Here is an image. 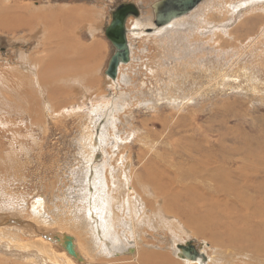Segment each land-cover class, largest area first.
<instances>
[{"label": "rangeland", "instance_id": "rangeland-1", "mask_svg": "<svg viewBox=\"0 0 264 264\" xmlns=\"http://www.w3.org/2000/svg\"><path fill=\"white\" fill-rule=\"evenodd\" d=\"M156 1L0 0L17 24L0 31V223L25 227V237L35 238L36 226L59 241L75 238L77 258L89 264H140L130 256L152 250L176 260L173 243L185 241L207 256L202 264H264V252L243 243L264 227L246 207L264 201L256 185L264 172L244 176L256 156L264 166V0H202L170 28L149 32ZM122 2L140 13L127 18L131 59L110 84L114 47L104 27ZM65 39L81 45L39 82L34 72H49V53ZM94 47L98 57H86L84 69L66 64ZM213 190L214 208L239 217L224 218L238 232L225 248L210 239L219 220L199 216L198 192ZM38 195L44 204L30 209ZM15 232L0 233V264H44L32 247L40 238L22 248Z\"/></svg>", "mask_w": 264, "mask_h": 264}, {"label": "bare ground", "instance_id": "bare-ground-1", "mask_svg": "<svg viewBox=\"0 0 264 264\" xmlns=\"http://www.w3.org/2000/svg\"><path fill=\"white\" fill-rule=\"evenodd\" d=\"M4 1H6V0H3V3H4ZM11 1H9L8 3H10ZM158 2L159 1H156L155 3H154V5H153V9L155 10V8L157 7V4H158ZM122 3H131V2H122ZM131 4H133V5H135L136 6V4L135 3H131ZM198 6V5H197ZM196 6V7H197ZM137 7V6H136ZM196 7H194L192 10H190L188 13H186V14H184V15H181V16H179V17H182V16H185V15H189V14H191V13H193L194 11H195V8ZM205 7H208V5L207 6H205ZM205 7H203V8H205ZM58 8V7H57ZM56 8V9H57ZM137 9H138V11H139V13H140V10H139V8L137 7ZM3 9L2 8H0V31H2V29H11V28H15V26L17 25L15 22H12V16H9V15H7L6 14V12H5V10L6 9H4L3 11H2ZM67 10V9H66ZM72 10H73V12H74V15H76V16H81V17H84V15H85V9L84 8H81V9H74V8H72ZM7 11V10H6ZM52 11V10H51ZM8 12V11H7ZM139 13H138V15H136V16H133L134 18H138L139 17ZM111 16H112V14H111ZM131 16V15H130ZM58 17V16H57ZM80 17V18H81ZM129 17V16H128ZM127 17V18H128ZM179 17H176L175 19H173V20H171V21H169V22H167V23H165V24H161L160 26H155V24H154V19H153V24H154V27L153 28H149L150 30H149V32H159V31H161L162 29H165V28H170L174 23H175V21H179L181 18H179ZM78 18V17H77ZM112 18V17H111ZM177 18H179V19H177ZM47 19V18H46ZM257 19V18H256ZM50 21V20H49ZM53 21V20H52ZM110 21H111V19H110ZM110 21H109V23H110ZM17 22V21H16ZM60 23V22H59ZM125 23H127V19H126V21H125ZM50 25V24H49ZM91 25H92V23H90L89 24V28L91 29ZM126 25V24H125ZM133 25V27H135V26H137V24H135V23H133L132 24ZM87 27V26H86ZM106 27V26H105ZM105 27H104V32H105ZM69 29H71V28H69ZM126 29H128V27H126ZM62 30V29H61ZM66 30V29H65ZM64 30V31H65ZM54 31H56V30H54ZM95 31V29L94 30H92V32H94ZM50 32H52V31H50ZM129 32V30H127V33ZM127 33H126V40H127V43H128V50H129V59H128V61L127 62H121V63H119V65H121V64H127L129 61H130V59H131V47H130V45H129V40H128V36H127ZM106 35V34H105ZM107 37V36H106ZM75 44V42H70L69 40H61L57 45H56V50L55 51H51L50 53H49V59H48V61H46L47 62V64H48V67H49V72H48V70H47V72H42L41 70H38L37 69V71L38 72H34V76H36V79L39 81V77L40 76H42L43 77V79L44 80H48V79H50V78H52L53 76H54V72H53V68L54 69H56L58 66H60V64H62L63 66H64V64L65 63H62L61 62V57L64 55V54H67L68 52H69V50H72V48H76V44L77 45H81V41L80 40H78L77 42H76V44ZM99 53L98 52V50H96V48L94 47L93 49H89V50H86V51H84V53H83V55H84V57H80L79 59H73L72 61L68 58V59H66V64H68V65H73V66H76V67H80V68H83V64H88L90 61H93V60H96L97 59V53ZM40 53V52H39ZM90 58V61L87 59V58ZM32 60V59H31ZM43 60V59H42ZM109 61V60H108ZM33 62V61H32ZM37 63V62H36ZM35 65V64H34ZM107 65H108V63H107ZM119 65H118V68H119ZM47 66V65H46ZM45 66V67H46ZM107 68V67H106ZM118 68H117V74H116V76L112 79V78H110L108 75H106V73H105V71H104V73H105V75L109 78L108 80H105L106 82H109L110 84H112V83H115L116 82V78H117V76H118ZM45 69V68H44ZM48 69V68H47ZM84 69V68H83ZM43 70V69H42ZM46 70V69H45ZM106 70V69H105ZM36 71V70H35ZM120 72V71H119ZM27 73V72H26ZM31 73V72H30ZM31 75V74H30ZM29 75V76H30ZM32 75V76H33ZM29 79V78H28ZM106 79V78H105ZM31 80V79H30ZM35 80V79H34ZM33 80V81H34ZM58 80H60V79H58ZM57 80V81H58ZM95 81H97V79L95 78L94 79ZM36 82V84L37 85H39L40 83V81L39 82ZM61 81H68V79H64V78H62V80ZM105 82V83H106ZM31 84V83H30ZM54 87L56 88V86H53V87H51V89H52V92H53V90H54ZM58 87V86H57ZM60 88V87H59ZM50 89V90H51ZM258 148L260 149V151H261V153H264V140L263 141H260L259 142V144H258ZM235 151L237 150V149H235V148H233ZM249 150H251V149H249ZM256 159L258 160V161H260V159H259V156H256ZM255 162V163H248L247 161L245 162V163H247L248 164V169H247V173H244V176L246 177V178H248V176H249V174H251V173H253L254 171H263L264 172V166L261 164V163H259V162ZM227 175H228V172H227V170H222V172H221V175H220V178H222V177H227ZM263 183H264V174L263 175H261L260 176V178L257 180V183H256V185L259 187V190H258V193L259 194H261V195H263L264 194V189L262 188L263 187ZM199 193V196H200V198H202L203 200H204V204H203V210L200 212V215L199 216H201V217H204V218H206L207 219V221L210 223L213 219H217V220H219V223H218V229L217 230H215V231H213V232H211V234H210V239L214 242V243H216V244H220L219 246L220 247H224L225 248V246H223V243H221L223 240H225L227 237L228 238H230L232 241L231 242H233V241H236V235L238 234V232H237V229L234 227V222L236 221H233L232 222V228H229V227H227V225L225 224V221H224V218H227V219H238L239 217H237V218H232V217H230V216H226V217H223L224 216V213H223V207L221 206L220 207V209H215L214 208V206H216V205H213L212 203H211V199H212V197L215 195V192H214V190L213 191H211V192H208V193H202V192H198ZM153 199H156L155 201H157L158 203H159V207H158V209L155 211L159 216H161V215H164V212L162 211V209H161V206H162V202H160L159 201V199L158 198H156V197H153ZM152 200V199H151ZM23 201V200H22ZM21 201V202H22ZM252 201L253 202H255V198H253L252 199ZM164 202V201H163ZM23 203V202H22ZM44 204V200H43V197L41 196V195H38L36 198H34L32 201H31V203H30V205L28 206V207H31L30 209H35V208H39V207H42V205ZM238 206H239V204H237ZM256 205H258L259 207H255V205H254V207H250V206H246L248 209H250L251 210V214H252V218L253 219H256L257 220V224H260V221H262L263 222V220H262V217H261V215L264 217V212H261V208H264V201H258V202H256ZM14 209V211L16 210V207H14V206H12ZM1 210H6V209H4V208H1ZM36 212L37 210H32V212ZM2 215H4V214H2ZM2 215L0 216V219H1V217H2ZM247 217H248V214L246 215ZM164 219H166L167 221H169L170 220V218L168 217V216H165L164 217ZM210 219H212L211 221H210ZM176 221L177 220H175L174 219V227H175V230L174 231H176V226H175V223H176ZM170 223H172V221L170 222ZM180 224V223H179ZM34 227V228H33ZM32 228L34 229V231H35V233L36 234H34L35 235V238H32L31 236L30 237H25V236H22L20 233L21 232H26V231H24V229H26L25 227L23 228V227H20L19 225H17V224H13V223H11V224H3V223H0V233H5L7 230H15V231H18L19 232V234L18 233H13L14 235H15V237L17 238V239H19V240H22L21 242H22V244H23V241H24V244L22 245V248H24V247H27V246H29L28 245V242H29V240L28 239H31V240H33V239H36L37 237H39L40 238V240H41V242H38V241H36V243H35V245H32V247L33 248H36V249H38L39 250V252H40V254L43 256V261H44V258H45V260H46V262L44 263V264H50V260H52V263L51 264H66V262H67V259H66V257H65V253H66V255H68V256H70L71 258H73V260L72 261H70V262H68L67 264H89L88 262H85V261H83V260H81V259H79V258H77V251H75V255L73 256V255H70L68 252H67V250H66V248H65V245H63V241H59L58 240V238L56 239L55 237H53V236H55V235H53L50 231H48V230H43L44 228H41L40 227V229L38 230L37 229V227L36 226H32ZM31 227H30V229L33 231V229H32ZM185 229H187V227H184ZM191 229L193 230V231H196L197 230V227H194V228H192L191 227ZM188 230V229H187ZM200 230V229H199ZM27 231H29V230H27ZM37 231H38V233H37ZM65 230L64 229H62V232H64ZM85 231V230H84ZM177 231H178V233H180L181 231H182V223L180 224V227H177ZM201 231V230H200ZM14 232V231H13ZM30 232V231H29ZM189 232H191L192 234L194 233V232H192L191 230H189ZM201 233H202V231H201ZM23 234V233H22ZM27 234V233H26ZM30 235H31V233H29ZM20 237H19V236ZM10 236V235H9ZM33 236V235H32ZM255 237H258V240L257 241H254V239H255ZM11 238H14V236H12L11 235ZM60 238H62V236L60 237ZM27 240H28V242H27ZM76 240V241H75ZM101 241H104L103 240V238H101ZM176 241V240H175ZM72 242H73V246H75L76 245V243H77V239H75V238H72ZM174 242V241H173ZM34 242H32L31 244H33ZM185 242H178V243H173V245H174V247H176V249H178V252H177V254L176 255H178L177 256V258H176V260L174 259H172L169 255H168V253H162V251L161 252H154L153 250L152 251H149L148 253H146V254H141V253H139V252H136L133 256L131 255L130 256V258L131 259H133V261L134 260H137L140 264H149V263H152L153 262V258H162L164 261H162L161 260V262H162V264H182V259L181 258H183V259H187V260H195V259H197L196 261H191V263H189V264H202V261L201 260H206V257L207 256H205L204 254H203V252H201V251H198L197 250V248H196V250H197V252H198V254H197V256L196 257H194L193 259H190V258H187V257H184L183 255L181 256V255H179V253H181L180 252V249L177 247V245L178 244H184ZM244 246H247V247H252V248H254L256 251H258V252H260V253H262V252H264V227H260V226H257V228L255 229V230H253V231H251L250 233H249V235L244 239ZM30 244V243H29ZM21 245V244H20ZM231 245V244H230ZM18 246H19V244H18ZM231 246H233V245H231ZM31 247V248H32ZM98 247V246H97ZM49 248H55V249H53V250H49ZM132 250H133V248H130L128 251H130V253L132 252ZM226 250V249H225ZM57 251H59V253H60V255H62L63 256V258L64 259H58V257L55 255V252H57ZM127 252V251H126ZM58 253V254H59ZM128 253V252H127ZM252 255H260V254H255V253H251ZM204 256V257H203ZM179 258V259H178ZM198 258H200V259H198ZM77 259V260H76ZM101 259V258H100ZM105 259V258H104ZM128 259H129V257H128ZM86 260V259H85ZM94 260V259H93ZM50 261V262H49ZM59 261V262H58ZM87 261V260H86ZM137 261H135V263H137ZM182 261V262H181ZM48 262V263H47ZM93 262V261H92ZM158 262H160V260L158 259ZM158 262H156L155 261V264L157 263V264H160V263H158ZM138 264V263H137ZM152 264H154V263H152ZM184 264V263H183ZM204 264H208V263H204Z\"/></svg>", "mask_w": 264, "mask_h": 264}, {"label": "water", "instance_id": "water-1", "mask_svg": "<svg viewBox=\"0 0 264 264\" xmlns=\"http://www.w3.org/2000/svg\"><path fill=\"white\" fill-rule=\"evenodd\" d=\"M201 1L202 0H160L154 13L155 26H160L161 24H165L176 17L188 13ZM138 13L139 11L135 5L131 3H120L112 11L111 21L105 27V34L114 47V51L109 58L108 65L105 70L106 75L112 79L117 74L119 63L127 62L129 59L125 21L129 15L136 16ZM150 29L148 28L147 30ZM8 219L9 221L14 220L11 217ZM62 241L67 252L74 256L75 252L73 250L72 238L70 236H64ZM177 247L180 249L181 253H179V255L181 256L183 255L184 257L193 259L198 254L193 241H185L184 244H178Z\"/></svg>", "mask_w": 264, "mask_h": 264}, {"label": "crops", "instance_id": "crops-1", "mask_svg": "<svg viewBox=\"0 0 264 264\" xmlns=\"http://www.w3.org/2000/svg\"><path fill=\"white\" fill-rule=\"evenodd\" d=\"M197 248V246H195Z\"/></svg>", "mask_w": 264, "mask_h": 264}]
</instances>
